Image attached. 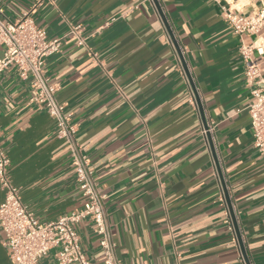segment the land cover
<instances>
[{
  "label": "crops",
  "instance_id": "1",
  "mask_svg": "<svg viewBox=\"0 0 264 264\" xmlns=\"http://www.w3.org/2000/svg\"><path fill=\"white\" fill-rule=\"evenodd\" d=\"M157 1L170 32L153 0H0V9L11 20L28 12L47 38L62 37L45 74L105 195L119 264H245L175 42L212 124L248 263L264 264V154L253 145L246 109L252 90L264 87V54L262 82L249 84L239 50L241 42L264 41V28L240 36L224 12L255 14L264 0ZM75 26L77 35L69 33ZM29 95L15 68L0 73V145L22 202L49 222L78 210L83 198L66 142ZM77 230L86 257L101 263L94 224L84 219ZM0 264H13L1 233ZM38 264H56V250Z\"/></svg>",
  "mask_w": 264,
  "mask_h": 264
},
{
  "label": "built area",
  "instance_id": "2",
  "mask_svg": "<svg viewBox=\"0 0 264 264\" xmlns=\"http://www.w3.org/2000/svg\"><path fill=\"white\" fill-rule=\"evenodd\" d=\"M224 12L226 21L234 33L240 36L257 34L264 28V6L251 15L228 10ZM77 29L78 26H75L69 33L77 35ZM83 43V39L77 37V44ZM61 45L62 37L47 38L45 30L33 21L28 12L11 20L5 18L0 9V73L7 68H15L19 77L29 83L28 101L37 109L47 112L54 120L55 134L67 144L77 188L83 198L78 210L53 221L41 222L22 202L20 188L10 178L6 149L0 145V189L4 194L0 203L1 244L13 264H38L40 258L52 249L56 250V264H119L115 256V242L105 217V195L97 189L90 159L82 151L76 137V125L70 122L65 104L57 99V85L45 74L46 57L58 52ZM239 50L245 81L249 84L262 82L264 41L241 42ZM188 86L189 103L196 106L194 91L189 83ZM251 93L253 100L246 109L250 116L253 145L264 154V87H256ZM212 129L211 123L202 122L200 134L209 147L208 135L213 142ZM213 168L217 174L214 157ZM220 196L224 200L223 192ZM84 219L94 224V232L99 237L103 252L101 263L88 259L81 248L77 226ZM229 228L232 230L231 224Z\"/></svg>",
  "mask_w": 264,
  "mask_h": 264
},
{
  "label": "water",
  "instance_id": "3",
  "mask_svg": "<svg viewBox=\"0 0 264 264\" xmlns=\"http://www.w3.org/2000/svg\"><path fill=\"white\" fill-rule=\"evenodd\" d=\"M153 1H154V3H155V6H156V8H157V10H158V12H159V14H160V17H161L163 23L165 24L166 28H167L168 31L170 32V30H169V26H168V24H167V22H166V18L164 17V15H163V13H162V10H161V8H160V6H159L158 1H157V0H153ZM174 44H175V47H176L177 52L179 53V56H180V59H181V62H182L183 68H184V70H185V72H186V74H187V77H188V79H189V82H190V84L192 85V88H193L194 94H195V96H196L195 98H196V101H197V104H198L199 112H200L201 117H202V121H203V123H205V119L203 118L202 107H201V104H200V102H199V99H198V97H197V95H196V93H195L194 85H193L192 80H191V77H190V75H189V73H188L187 66H186L185 61L183 60L182 56L180 55L181 52H180V49H179V47L177 46L176 42H175ZM208 139H209V144H210L211 152H212V155H213V157H214L215 163H216V165H217V169H218V172H219V176H220V178H221V183H222V186H223L224 196H225V198H226L227 205H228V208H229V211H230V214H231V218H232V220H233L234 228H235V231H236V233H237L238 242H239V245H240V248H241V253H242L243 259H244V261H245V264H249V263H248V260H247V257H246V254H245V251H244V248H243V244H242L241 238H240L239 233H238V228H237V225H236V222H235L234 216H233V211H232V208H231V204H230L229 196H228V193H227V190H226V187H225V184H224V181H223L222 175H221V170H220V168L218 167L217 157H216L215 150H214V147H213V144H212V142H211V139H210V136H209V135H208Z\"/></svg>",
  "mask_w": 264,
  "mask_h": 264
}]
</instances>
